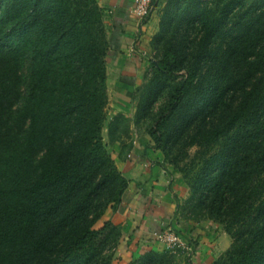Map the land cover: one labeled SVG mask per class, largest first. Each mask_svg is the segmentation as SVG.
Wrapping results in <instances>:
<instances>
[{"label": "trees", "instance_id": "16d2710c", "mask_svg": "<svg viewBox=\"0 0 264 264\" xmlns=\"http://www.w3.org/2000/svg\"><path fill=\"white\" fill-rule=\"evenodd\" d=\"M153 47L138 112L165 93L147 133L184 174L181 212L231 236L210 264H264V0H166ZM109 48L96 0H0V264L112 263L121 230L96 224L128 180L102 136Z\"/></svg>", "mask_w": 264, "mask_h": 264}, {"label": "crops", "instance_id": "0c3cea01", "mask_svg": "<svg viewBox=\"0 0 264 264\" xmlns=\"http://www.w3.org/2000/svg\"><path fill=\"white\" fill-rule=\"evenodd\" d=\"M96 1L104 8L110 43L106 56L108 94L110 99L115 95L114 103L119 108H127L131 93L145 81L151 68L153 39L159 31L166 0L155 1L139 36L138 19L132 12L135 0ZM131 130L130 137L120 132V137L111 142L115 164L126 176L128 185L121 201L108 206L96 224L99 227L110 221L121 230L111 264H128L149 248L165 249L154 233L169 225L193 247L191 253H175V264H210L230 246L231 236L217 222L186 218L180 208L188 193L184 178L173 164L163 160L162 152L147 133Z\"/></svg>", "mask_w": 264, "mask_h": 264}, {"label": "rangeland", "instance_id": "374dc122", "mask_svg": "<svg viewBox=\"0 0 264 264\" xmlns=\"http://www.w3.org/2000/svg\"><path fill=\"white\" fill-rule=\"evenodd\" d=\"M155 56L156 55L154 53L153 57L156 58ZM151 65H152V62H151ZM151 69H152V67L147 72L146 77H145V81L139 87L135 88L134 92L131 93L132 96H131V100H130V105L127 108H119L118 107L119 105L114 103L115 95L112 94L111 99H110L109 94H108V104L106 106V112L107 113H106L105 124H104V127L102 129V136H103V141L106 144V149L110 153H113V151H114V145L111 143L113 141L110 140V137L108 134V123L110 120L115 121V123H114V130H115L114 135L116 137H120V135H121V134H119L120 132L124 135V137H130V135L132 134L131 128H133L134 130H136L140 134L141 133L142 134L147 133L148 126H150L151 123L155 121V119L157 118V116L160 112V108L165 104V101H164V98H165L164 94L165 93H163L161 96H159L158 98H156L154 100L151 107L148 108L146 112L139 115L138 106H139L140 100H141V92H142L141 89L145 86L147 78L149 77V75L151 73ZM22 71L24 73V76H27V66L26 65L23 67ZM178 77L180 78L181 76H178ZM131 94H129V95H131ZM114 117H115V119H114ZM137 132H135V133H137ZM176 148H174L172 151H175ZM195 149H196V147H190L189 148L190 155L186 159H184L183 161L180 162V166L185 165L186 167H190V164L192 163L191 159L193 158V154H194ZM160 151L162 152L161 149H160ZM162 156H163V160L165 162H167L166 159L169 160V158H170V155H169V158L164 157L165 155L163 152H162ZM176 168L178 169V171L180 172V174L182 175V177L184 178V180L186 182V179H185L182 171L178 167H176ZM188 196H189V193H187L186 197L183 198L181 204H184L186 202V200L188 199Z\"/></svg>", "mask_w": 264, "mask_h": 264}, {"label": "built area", "instance_id": "2783aa9c", "mask_svg": "<svg viewBox=\"0 0 264 264\" xmlns=\"http://www.w3.org/2000/svg\"><path fill=\"white\" fill-rule=\"evenodd\" d=\"M156 0H135L132 12L137 16L138 36L142 32L143 25L148 20ZM154 238L162 242L166 248L176 252L186 250L189 253L193 251L192 244L188 243L172 226H166L163 230L154 233Z\"/></svg>", "mask_w": 264, "mask_h": 264}]
</instances>
